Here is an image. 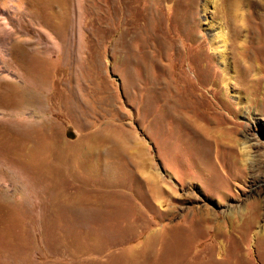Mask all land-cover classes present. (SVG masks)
Masks as SVG:
<instances>
[{"label": "rangeland", "instance_id": "obj_1", "mask_svg": "<svg viewBox=\"0 0 264 264\" xmlns=\"http://www.w3.org/2000/svg\"><path fill=\"white\" fill-rule=\"evenodd\" d=\"M155 1L0 0V264H264V69L258 90L229 79L245 76L231 44L221 78L219 2ZM140 27L177 28L164 40L180 57L139 50ZM143 78L179 99L158 102Z\"/></svg>", "mask_w": 264, "mask_h": 264}, {"label": "bare ground", "instance_id": "obj_2", "mask_svg": "<svg viewBox=\"0 0 264 264\" xmlns=\"http://www.w3.org/2000/svg\"><path fill=\"white\" fill-rule=\"evenodd\" d=\"M56 1L59 2V0H56ZM173 1L174 0H156L155 3H156V6L158 8H166V7H168V3L173 2ZM193 1L194 0H188L189 7H191L189 2H193ZM46 2H49V0H46ZM217 2H219L218 6L220 9V12H222V15L225 16V19H226L224 25L221 23H217L218 31L212 37L213 49L217 50L219 58L222 59L223 65H224L223 68H221V72H222L221 78L223 79L224 75L228 74V72H229V64H228V60L226 59L225 50L227 48H229V45L234 44V45H236L235 47L238 48V53L240 55L241 60L245 63V64L243 63L245 66V69H244L245 70V76L242 77V75L239 73V69L237 68V66H235V69L233 71L234 74H228V78L229 79L234 78L238 82L242 81V83H241L242 85L243 84L247 85L246 89L253 88L255 90H258L257 86H256L258 79L256 77H252L251 71L255 67H258V68L261 67L264 69V0H260V1H254V0H204V2L202 3L203 11L206 12V10H208L207 4H213L214 11H212L211 14H214L215 13V5H217ZM174 4H175V1H174ZM173 8H174V6H173ZM216 8H217V6H216ZM111 9H113V5H112ZM140 13L142 14V11ZM141 14H138V15H140V18H141ZM55 15H58V12ZM137 16H135V17H137ZM186 19L188 20L189 18H186ZM169 20L171 22L173 19L171 20L169 18ZM228 20H233L235 22V24L237 23V29H236L235 33L233 32V34L230 32V30H226L227 27L225 25L228 26V24H229ZM141 21H142V19H141ZM185 21L186 20H184V22ZM185 23L187 24V21ZM128 24H129V22H128ZM132 24H135V23H132ZM59 25L60 24L56 23L54 25V28H57ZM125 26H127V25H125ZM192 26H193V24H192ZM131 29H133V28H131ZM157 29H160V28L156 27L155 30L153 29L151 32H147L142 36L141 27H140L139 28V30H140L139 34L135 35V36H130V40L131 41L133 40L136 42V46L138 47L139 50L146 49L147 51L152 52L154 54V56L155 55L158 56V55L162 54L163 52H166V53H170L172 56H176L177 58H179L180 56H178V55L180 54V49L176 48L174 45H171V43L166 44L167 41L164 40L165 36H167L166 38H169L171 40L172 37L170 35H168L170 33L171 34H174V33L178 34L179 32H178V30H176L177 28L174 31V29L171 30L168 27L167 32L164 30H161V29L157 31ZM143 39L146 40V44H144L142 42ZM183 53L185 54V51H183ZM154 65H155V63H154ZM159 67L154 66V71L157 73H160ZM247 73H248V78L246 77ZM22 78L24 79L23 76H22ZM195 78H197V77L195 76ZM152 79H155V78H152ZM222 79H221V81H222ZM246 79H247L248 83L244 82V80H246ZM197 81H198V79H197ZM147 82L149 83V85L151 84L153 87L148 85V87L146 89L148 90L150 87H152V88H150V91H151V89L156 90L157 93L155 94V99L158 102L168 104V103L176 102L179 99V98H177V100H175L176 95L175 94L173 95L172 91L169 88V84H168L167 80H164V79H163V81L162 80H157V81L155 80V82H153V80H152L153 83H151L148 79L143 80V83H147ZM224 82L225 81H223V83ZM208 85H211V86L208 87ZM222 85L221 84L219 86L217 85L216 90L218 88L220 89V87ZM214 87H215V85L213 82L210 83L204 79V87H203L204 92H205V90H208L209 88H214ZM261 93H262V96L264 97V85H263V91H261ZM27 94H29V92L27 93L26 87H23L22 89H17V88L14 89V87H13L10 90V86H9L8 90L2 91V95L6 98H9L10 103L12 105H15L17 103L25 101L27 99V96H28ZM144 96H145V94H144ZM195 96H193V92H188L186 94H183L184 98L190 97V98H193L195 100L198 99ZM203 98H204V101L207 100L208 98L210 100H213V102L214 101L215 102L221 101V98L219 97V95L217 96L215 93H212L211 96L210 95L206 96V94L204 93ZM26 102H27V100H26ZM24 106H23V108H24ZM213 124L214 123L210 122L211 127H213ZM10 131L13 133V136H15L19 139L20 143H25L31 137L30 134L28 133V130L23 128V127H20V128L18 127L17 129L13 128V129H10ZM247 143L241 147V150L243 152H247V148H248ZM18 148H20V147H18ZM213 165L214 164L211 162L209 154L204 153V171L206 172L207 175H209V177L211 179L210 181L213 182L214 187L218 188L222 185V179L215 173ZM233 167L234 168L236 167L235 161H233ZM222 187H224V186H222ZM217 191H219V190H217ZM257 202L258 201L255 200L254 204L252 205V214L251 215L253 217L255 215H257ZM205 217H204V219H205ZM252 221H253V219H252Z\"/></svg>", "mask_w": 264, "mask_h": 264}]
</instances>
